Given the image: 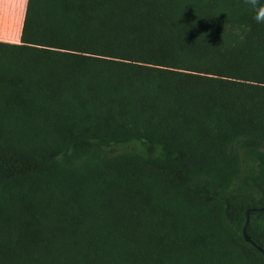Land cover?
<instances>
[{"label": "trees", "instance_id": "obj_1", "mask_svg": "<svg viewBox=\"0 0 264 264\" xmlns=\"http://www.w3.org/2000/svg\"><path fill=\"white\" fill-rule=\"evenodd\" d=\"M264 3V0H261ZM246 0H27L0 42V264H264V23ZM246 233L264 253V211Z\"/></svg>", "mask_w": 264, "mask_h": 264}, {"label": "crops", "instance_id": "obj_2", "mask_svg": "<svg viewBox=\"0 0 264 264\" xmlns=\"http://www.w3.org/2000/svg\"><path fill=\"white\" fill-rule=\"evenodd\" d=\"M27 0H0V42L18 44Z\"/></svg>", "mask_w": 264, "mask_h": 264}, {"label": "clouds", "instance_id": "obj_3", "mask_svg": "<svg viewBox=\"0 0 264 264\" xmlns=\"http://www.w3.org/2000/svg\"><path fill=\"white\" fill-rule=\"evenodd\" d=\"M246 3L253 9V19L257 23H264V3L261 0H246Z\"/></svg>", "mask_w": 264, "mask_h": 264}, {"label": "water", "instance_id": "obj_4", "mask_svg": "<svg viewBox=\"0 0 264 264\" xmlns=\"http://www.w3.org/2000/svg\"><path fill=\"white\" fill-rule=\"evenodd\" d=\"M254 211H259V212L264 211V207L250 208V209L245 211V213H244L245 222L243 224V227H242V230H241V234H242V238H243L244 242L251 244L255 249H257L260 252V254L262 255V258H263V261H264V253H263V251L257 245L253 244L250 241V238H249V236L246 233V226H247V222H248V214L250 212H254Z\"/></svg>", "mask_w": 264, "mask_h": 264}]
</instances>
